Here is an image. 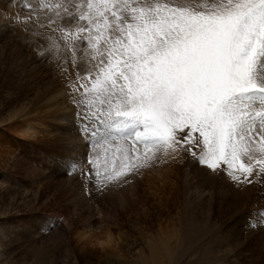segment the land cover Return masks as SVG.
<instances>
[{
  "label": "snow or ice",
  "instance_id": "1",
  "mask_svg": "<svg viewBox=\"0 0 264 264\" xmlns=\"http://www.w3.org/2000/svg\"><path fill=\"white\" fill-rule=\"evenodd\" d=\"M42 7L55 15L20 23H33L42 58L63 44L57 66L66 73L76 133L69 130L60 144L66 163L77 168L79 142L88 153L103 147L121 159L103 172L95 158L85 159L80 176L94 190L129 184L166 157L187 154L242 191L258 189L264 201V0H64ZM253 213L264 225V203Z\"/></svg>",
  "mask_w": 264,
  "mask_h": 264
},
{
  "label": "rangeland",
  "instance_id": "2",
  "mask_svg": "<svg viewBox=\"0 0 264 264\" xmlns=\"http://www.w3.org/2000/svg\"><path fill=\"white\" fill-rule=\"evenodd\" d=\"M44 2L46 4H55L63 3L64 0H0V18L4 16L5 20H8L2 25L0 22V29H2L0 30V89L10 83L8 72H10L11 62L19 56L18 46L22 45L27 39L32 44L34 43V37L30 31L34 27L33 23L29 21L25 25L20 22L24 21L26 16L35 18L43 16V19L41 18L40 20L39 18V20L46 21L48 16L55 15L48 8L42 7ZM10 13L14 15H9ZM12 17L18 22L17 25L10 23L13 20ZM47 35H50L49 37L51 38L58 37L54 34ZM29 41L27 44L31 47ZM37 50L39 51L40 49L37 48ZM7 68L8 71H6ZM14 70L16 71V66ZM1 80L4 82H1ZM14 85L12 83L13 87L16 86ZM41 124V128L35 132L24 121L6 123L0 126V162L2 163L0 165V187H4L3 189L0 188V234L3 235V242L0 243V264H151V260L153 263L154 260L147 248L149 238L146 236L140 237L142 234L136 230L134 232L133 227L135 229L142 227L141 219L143 215L156 213L159 208H162V203L157 199L159 195L157 196L156 189L151 188L147 180L149 174H158L156 168L143 169L140 174L132 178V181L140 182L142 185V193L145 195L141 198L131 196L133 191L129 189L128 185H125V190H130L129 195L132 198L127 196L126 201L122 200L124 203L120 202V199L117 200L119 202H116V200L114 202L102 195L92 198L94 200L91 199L89 201L90 204L80 203L77 200L70 199L72 195L68 190L66 191V186L59 184L57 177H55L56 174L55 176L53 175L55 172V160L41 149L38 148L40 156L38 155L37 158L31 159L30 155L26 156L25 161H28L26 166L20 164L10 167L9 163L5 164L7 160L13 162L16 154H19L24 149L21 141H32L34 138L43 135L44 129L49 124L46 122ZM97 133V140L102 141L104 129L98 128ZM185 156L186 154H182L176 159L171 157L165 159L170 161V165L173 164L174 169L184 171L187 161ZM112 161L111 157L107 155L100 158L97 164H100L98 166L101 172L104 171L105 167L109 168L107 164H114V161ZM160 162L157 164H160ZM78 163L84 167L82 160ZM6 168H9V170ZM157 169H160V167ZM79 173L76 172V174ZM4 174L8 176H4ZM166 181L165 189L167 190L165 193L168 202H164V204H175L177 199L181 208H184V195L178 193L179 191H173L177 189L175 185L172 186L174 184L173 180L166 179ZM9 186L23 188L29 194L30 190H36V195L38 194L39 199L37 201L33 200L32 203L23 204L24 206L22 205L21 207L18 203H14V196L11 197V192L7 190ZM115 187L117 185H112V188L115 189ZM170 188L171 191H169ZM26 192L24 194H27ZM174 193L176 194L174 195ZM7 195H9V198ZM175 196L176 199H174ZM30 197H33L32 194ZM18 198L21 200L20 197ZM11 205L15 206L12 207ZM181 208H177L180 213L177 212V209H174V211L172 208L171 217L170 215L162 216V220L169 219L167 222L173 220L170 229H174V231H171L170 234L174 236L171 237L168 234V238L174 239L169 240L170 246H172V248H169L170 253L167 250L163 252L164 249L160 246V251H162L160 264H245V261H249L246 256H249L250 251H246V253L240 248L231 247V250L228 248L231 245L226 232H229V226L235 225V222L238 227H241L238 221L234 218L232 219L230 215L211 214V216L206 217L205 214L204 217L206 218H203L197 211L194 214H190L191 217L186 222L185 216H182ZM19 209L21 212L17 211ZM39 217L45 218V223L36 220ZM158 220L157 218V222L155 221L154 223L151 219L152 224H150L151 221L148 223L156 231L159 229L157 227L159 226ZM136 223L138 224L136 225ZM199 224L205 225L199 226ZM254 224H257L256 226L258 227L257 222H254ZM85 229L87 231L90 230L89 233H86ZM107 231L108 234L106 233ZM99 233L104 237H98L99 240H95L96 235L98 236ZM85 234L89 235L85 236ZM80 236L88 237L90 240ZM179 237H182L185 242L181 247L177 245V241L175 242V239H179ZM91 238H94V240H91ZM101 240L104 243H99ZM172 241H174L173 244ZM218 243L227 245V249L215 254L214 246ZM194 252L198 253L196 254L197 257H192ZM184 254H189V256L182 258L181 260L185 261L180 262V258ZM170 256L171 261L169 260ZM189 258L192 260L188 261L190 260ZM246 264L250 263L247 262Z\"/></svg>",
  "mask_w": 264,
  "mask_h": 264
},
{
  "label": "bare ground",
  "instance_id": "3",
  "mask_svg": "<svg viewBox=\"0 0 264 264\" xmlns=\"http://www.w3.org/2000/svg\"><path fill=\"white\" fill-rule=\"evenodd\" d=\"M44 4L46 3L44 2ZM47 13L49 14V12ZM3 15H7V14H3ZM9 15H14V14L10 13ZM37 17L38 19L40 18L41 20L43 16L42 17L37 16ZM5 21L8 20H5L4 16L0 18L1 25L4 24ZM39 30L47 34H54L56 36H59L58 31L49 32L47 29L44 28H41ZM28 41L29 40L27 39L23 42L22 45L18 46L19 56L17 57L16 60H13L11 62L10 72H8V75L10 77L9 78L10 83L8 84V86L7 85L2 86V89H0V126H3L6 123L24 121L27 122L28 125L30 126L29 128L35 132L38 131L39 128H41L42 125L41 123L46 122L49 125L46 129H44L43 135L34 138L32 141H21V145L24 149H22V151L19 154H16L13 162L7 160L5 164L9 163L10 167L20 164H24V166H26L28 164V161H25L26 156L30 155L31 159L37 158L38 155L40 156V152H38V148H39L44 153H47L50 156H52L53 159L55 160L54 169L56 173L54 172L53 175L55 176L56 174L55 177H57L59 184H61V186L65 185L66 191L68 190L71 193L72 197H70V199L72 198L74 200L79 201L80 203H89V201L92 198L97 197V195H102L113 201L116 200V202H119L117 200L120 199V202L124 203V201H126L125 199L127 196L129 198H132L131 196H135L138 198L144 196L145 194L142 193L143 189L140 182L131 181V183L126 184L128 185L129 189L133 191V194L130 196L129 195L130 190L129 191L125 190L126 189L124 188L125 185L124 186L117 185L115 189L112 188V185H109L105 191L99 192L94 190L87 181H84L81 178L79 169L81 170L83 166H81L78 162L82 160L84 165L86 158L89 160L95 158L98 163L100 158H103L104 155H107L111 157V159L114 161V164L112 165L111 163L110 165L107 164L109 168L120 166L121 159L115 158L110 151L105 152L103 147L93 148L92 152L88 153V150L84 147L83 143L79 142L76 148V152L73 154V162L77 164V168L72 169L66 163L67 153L61 149L60 144L69 135V130H72V135H75L76 133H75V125L72 122L73 112H74L73 104L69 99V97L66 95L65 79H64L66 73H63L62 68L57 66L58 64L62 63V61L58 59V57L61 54H64L63 44L61 43V48L58 53H54L53 56H50L48 59H45L37 54L38 50L35 47V43L32 44V42L29 41L32 47L31 49V47H29L27 44ZM45 56H49V54L45 53ZM15 66H16L17 74L16 71L14 70ZM63 66L68 67L69 70L72 71L70 64H64ZM6 71H8V68ZM1 82L4 81L1 80ZM12 83L13 85L15 84L16 86L14 85L15 87H13ZM169 163H170L169 160L166 161V159H164L160 162V164H155L153 167L156 168L158 174H154V173L149 174L147 179L150 187L156 189L157 196L159 195L157 199H159L160 202L162 203V208H159L158 212L156 213H151V214L147 213L145 214V216L143 215L141 219L142 220L141 224H143L142 227L138 229L137 228L135 229L133 227L134 232L138 231V233L142 234V236L140 237L146 236L149 238V240L146 238L148 240L147 248L150 251L149 254L151 253L152 258L154 260L153 263L151 260V264H160V256H161L160 254L162 252L160 251V246L161 248L164 249L163 252L167 250L168 253H170L169 248L170 247L172 248V246H170L171 243L169 242V240L174 238H168V234H170L171 231H174V229H170L173 220L170 218L172 221L167 222L169 219L167 218V220H162V216L165 217L170 215L171 217L172 208L173 210L174 209L176 210L179 207L181 208L180 202L177 201L176 196L174 197V199H176L175 204L173 203L164 204V202H168L166 200L167 196L165 193V191L167 190L165 189L167 182L166 179L173 180L172 182L174 184H172V186L175 185L177 188L176 190L174 189L173 191H177V192L179 191L178 193L184 195L183 201H184L185 209L182 207L181 212L183 213L182 216H185L186 222H188L189 217H191L190 214H194L197 211L200 213V215L203 218H206L207 216H211V214H218L224 216L230 215L232 219L234 218L236 221H238L241 227H238V224L236 222L235 225L229 226L228 229L229 232H226V234L228 239L230 240L229 244L231 246H229L228 248L231 250L234 247V248H240L244 252L250 251L249 256H246L247 260H249L247 262H249L250 264H264V225H261L259 223V217L258 215H256V213H253V215L251 216L248 214L249 209H259L260 204L264 203V201L261 200L260 191L256 188H251V187L247 188V190L242 191L238 187L234 186L228 180L218 177L214 174H210L208 171L204 169L203 166L194 164L189 159H187L185 163L186 169L184 171L174 169L173 164L170 165ZM0 165H2L1 162ZM98 165L100 166V164ZM158 167H160V169H157ZM166 167L168 168L166 169ZM6 169L9 170V168ZM50 172L52 173L51 170ZM76 172H78L79 174H76ZM4 176H8V175L4 174ZM3 188L4 187L2 186L1 189ZM7 190L11 192V197L14 196L13 198L14 203H18L19 206L21 207L23 204L32 203L33 200L37 201L39 199L38 194L36 195V190L33 191L30 190V194L29 192L24 191L23 188H19L15 186H9ZM169 191H171V188ZM24 192H26L27 194H24ZM31 194L33 196L32 198L30 197ZM175 194L176 193H174V195ZM7 196L9 198V195ZM18 197H20L21 200H19ZM11 206L13 207L15 205H11ZM19 206L17 207L19 208ZM17 211H20V209ZM177 212L180 213L179 209H177ZM204 215L206 217H204ZM157 218L159 219L158 220L159 226H157L159 227V229L156 228L158 229V231L152 229V227L149 226L148 224L151 221V219L154 221V219L157 220ZM36 220L43 223L46 219L43 217H39L36 218ZM254 222L258 223V227L256 226L257 228L255 229L251 227V225ZM137 224L138 223H136V225ZM150 224H152V221ZM204 225L205 224H199V226H204ZM89 228H90V223H89ZM89 231H87L86 233H89ZM106 233L108 234V231ZM100 234L101 233H99L98 236L96 235L95 240H99L98 237L99 238L104 237L102 236V234L101 235ZM88 235L89 234H85V236ZM91 235L93 236V234ZM85 236H80V237L84 238ZM170 236L172 237L174 235L170 234ZM84 239H89V238L85 237ZM92 239L94 240V238H91V240ZM176 241L179 247H181L182 244H185L182 237H179V239H175V242ZM101 242L103 241L101 240L99 243ZM173 242L174 241H172V244ZM225 249H227V245L218 243L217 245L214 246V251H215L214 253L215 254L219 253L221 251H224ZM196 254L198 253L194 252L192 254V257H195ZM187 256H189V254L182 255L180 258V262H184L185 260H181V259ZM169 260L171 261V256ZM191 260L192 259L188 261ZM247 262L245 261V264Z\"/></svg>",
  "mask_w": 264,
  "mask_h": 264
}]
</instances>
